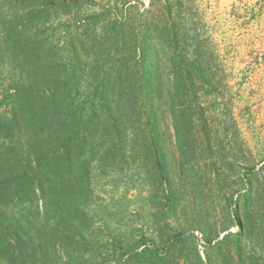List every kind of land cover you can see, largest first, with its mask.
I'll return each mask as SVG.
<instances>
[{"label": "trees", "instance_id": "trees-1", "mask_svg": "<svg viewBox=\"0 0 264 264\" xmlns=\"http://www.w3.org/2000/svg\"><path fill=\"white\" fill-rule=\"evenodd\" d=\"M0 1V264H185L173 243L185 233L165 249L123 242L91 209L96 178L142 166L174 214L165 113L182 169L213 154L201 98L217 86L181 4L85 14L94 0ZM245 185L226 213L236 231L203 245L229 257L216 264H264V197Z\"/></svg>", "mask_w": 264, "mask_h": 264}, {"label": "rangeland", "instance_id": "rangeland-1", "mask_svg": "<svg viewBox=\"0 0 264 264\" xmlns=\"http://www.w3.org/2000/svg\"><path fill=\"white\" fill-rule=\"evenodd\" d=\"M94 1L82 5L85 14L107 4L118 5L122 11L136 4V12L170 4L165 0ZM170 1L181 4L189 32L200 34L204 58L217 86L213 93L204 91L201 98L212 127L213 154L209 157L206 151L199 168L182 169L171 119L165 113L166 156L173 185L180 190L174 214L162 189L155 185L156 177L142 166L96 178L91 209L107 236L111 232L123 242H134L146 235L165 249L175 234L185 233L179 241L173 240L178 242V259L199 264V252L202 264H216L229 257L223 259L216 249L206 251L203 245L207 238L215 244L228 231H236L226 215L231 197L237 199L240 192H246L247 178L260 187L264 197V0ZM248 169L251 171L246 173ZM233 247L229 239L223 251L235 255Z\"/></svg>", "mask_w": 264, "mask_h": 264}]
</instances>
